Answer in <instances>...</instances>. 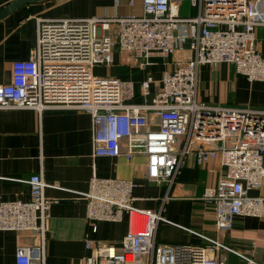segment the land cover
Masks as SVG:
<instances>
[{
  "label": "built area",
  "instance_id": "2783aa9c",
  "mask_svg": "<svg viewBox=\"0 0 264 264\" xmlns=\"http://www.w3.org/2000/svg\"><path fill=\"white\" fill-rule=\"evenodd\" d=\"M189 1L196 10L192 16L179 14V0H141V15L38 17L29 57L14 60L10 80L0 83V109H83L91 116L95 156L143 154L147 179L166 186L159 208L152 210L135 205L134 180L93 174L81 193L88 228L95 232L99 221H118L123 214L128 227L118 244L86 238L87 253L79 264H225L219 248L247 264H264L210 237L203 245L156 240L162 205L188 153L198 165L218 161L216 182L198 197L213 209L217 231L230 230L236 217L264 220V107L213 105L197 97L203 65L228 63L250 82L264 79V37L256 34L264 30V11L257 8L263 0ZM185 47L191 56L163 70L149 102L134 101L131 81L95 72L112 64L115 49L147 69ZM153 82L148 74L140 83L145 99ZM26 182L28 199L0 197V230L44 236L53 203L44 190L57 184L45 182L41 172ZM42 260L37 248L15 252V264Z\"/></svg>",
  "mask_w": 264,
  "mask_h": 264
},
{
  "label": "crops",
  "instance_id": "0c3cea01",
  "mask_svg": "<svg viewBox=\"0 0 264 264\" xmlns=\"http://www.w3.org/2000/svg\"><path fill=\"white\" fill-rule=\"evenodd\" d=\"M13 1L0 0V10ZM178 8L181 16L196 13L189 0H179ZM257 8L264 11V0ZM132 14H142L141 0H134L133 5L129 0H31L7 10L0 16V83L10 80L14 60L29 57L35 46L38 17L113 18ZM256 34L264 37V30L258 29ZM189 56L191 52L185 47L141 69L134 58L115 49L112 64L99 65L95 72L131 81L136 94L134 101L149 102L163 70L172 67L174 60ZM104 67L109 71L100 73L99 69ZM148 74L153 76L154 82L145 99L140 94V83ZM233 75L235 81L224 96L213 97L201 88L203 85L206 90L210 84L213 86L226 77L232 79ZM197 97L213 105L262 108L264 79L250 82L228 63L203 65L198 72ZM121 146L126 148L124 139ZM219 170L217 160L198 165L192 153L184 157L169 191L171 197L162 205L164 219L158 223L156 240L167 244L203 245L206 237H210L264 263L263 219L236 217L230 230L220 232L214 226L213 209L198 198L205 187L216 182ZM37 172L42 173L45 182L57 184L48 185L44 190L45 197L53 200L44 236L27 230H0V264H15V252L21 246L37 248L43 264H79L87 253L86 238L118 244L128 227L126 214L118 221H99L95 232L85 222L86 201L81 193L87 190L93 174L134 180V203L140 208L157 210L166 192L164 184L147 179L145 155L128 158L123 154L112 157L93 154L92 120L85 110L60 106L41 111L0 109V197L28 199L26 179ZM252 220L255 225L249 226ZM216 252L227 257L228 264H247L232 251L219 248Z\"/></svg>",
  "mask_w": 264,
  "mask_h": 264
},
{
  "label": "rangeland",
  "instance_id": "374dc122",
  "mask_svg": "<svg viewBox=\"0 0 264 264\" xmlns=\"http://www.w3.org/2000/svg\"><path fill=\"white\" fill-rule=\"evenodd\" d=\"M173 56V55H172ZM220 69L221 68H217L216 69V71H220ZM109 71V68H107V67H104V68H102V69H99V72L100 73H102V72H108ZM228 77H226V78H224L223 80H220V81H218V82H216L215 83V85H213V86H211V84H210V86L208 87V88H206V90L203 88V85L201 86V88L203 89V91L205 92V93H207L208 95H211V96H213V97H216V98H218V97H221V96H224L225 94H227L228 92H229V89H231L232 87H231V85H233V82L235 81V77H234V75H233V78L232 79H229ZM233 81V82H232ZM242 84V83H241ZM241 84H238V86H240ZM254 223V220H252L250 223L248 222V224H249V226H253V225H255V224H253ZM222 250V249H221ZM220 250V251H221ZM218 256H219V260H221V261H223L225 264H228L227 263V257L225 258L224 256H221V255H219V254H217ZM242 260H244V259H242ZM255 260V259H254ZM246 263H247V261L246 260H244ZM256 261H258V260H256ZM258 262H260V261H258Z\"/></svg>",
  "mask_w": 264,
  "mask_h": 264
},
{
  "label": "water",
  "instance_id": "95a60500",
  "mask_svg": "<svg viewBox=\"0 0 264 264\" xmlns=\"http://www.w3.org/2000/svg\"><path fill=\"white\" fill-rule=\"evenodd\" d=\"M29 1H31V0H15V1L11 2L4 9L0 10V16L2 14H4L7 10L14 9L18 5L23 4V3H26V2H29Z\"/></svg>",
  "mask_w": 264,
  "mask_h": 264
}]
</instances>
